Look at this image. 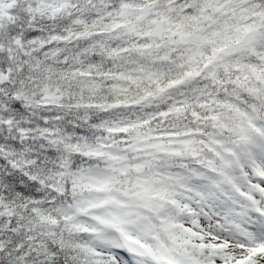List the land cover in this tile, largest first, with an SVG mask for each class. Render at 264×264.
<instances>
[{"label": "snow or ice", "instance_id": "1", "mask_svg": "<svg viewBox=\"0 0 264 264\" xmlns=\"http://www.w3.org/2000/svg\"><path fill=\"white\" fill-rule=\"evenodd\" d=\"M0 264H264V0H0Z\"/></svg>", "mask_w": 264, "mask_h": 264}]
</instances>
